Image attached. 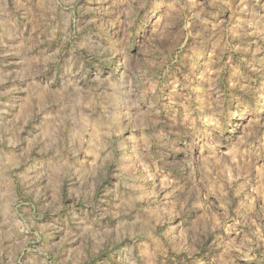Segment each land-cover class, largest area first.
Here are the masks:
<instances>
[{
  "label": "rangeland",
  "instance_id": "374dc122",
  "mask_svg": "<svg viewBox=\"0 0 264 264\" xmlns=\"http://www.w3.org/2000/svg\"><path fill=\"white\" fill-rule=\"evenodd\" d=\"M0 264H264V0H0Z\"/></svg>",
  "mask_w": 264,
  "mask_h": 264
}]
</instances>
